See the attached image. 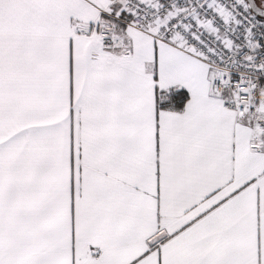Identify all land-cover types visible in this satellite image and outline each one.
<instances>
[{
  "label": "snow or ice",
  "instance_id": "obj_1",
  "mask_svg": "<svg viewBox=\"0 0 264 264\" xmlns=\"http://www.w3.org/2000/svg\"><path fill=\"white\" fill-rule=\"evenodd\" d=\"M0 264H264V0H0Z\"/></svg>",
  "mask_w": 264,
  "mask_h": 264
}]
</instances>
